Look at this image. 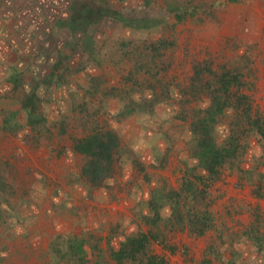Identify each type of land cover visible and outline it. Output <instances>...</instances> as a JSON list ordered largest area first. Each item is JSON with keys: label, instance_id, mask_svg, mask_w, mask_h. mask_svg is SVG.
<instances>
[{"label": "rangeland", "instance_id": "374dc122", "mask_svg": "<svg viewBox=\"0 0 264 264\" xmlns=\"http://www.w3.org/2000/svg\"><path fill=\"white\" fill-rule=\"evenodd\" d=\"M4 7L69 14L58 41L96 37L112 74L77 111L0 119V264H264V0Z\"/></svg>", "mask_w": 264, "mask_h": 264}, {"label": "crops", "instance_id": "0c3cea01", "mask_svg": "<svg viewBox=\"0 0 264 264\" xmlns=\"http://www.w3.org/2000/svg\"><path fill=\"white\" fill-rule=\"evenodd\" d=\"M3 11L0 8V119L48 117L59 109L62 112L59 105L77 111L68 104L71 97L96 95V87L107 79V71L109 76L112 74V64L102 63L98 56L96 37L93 47L85 46L84 36H68L65 44L58 41L60 33L71 30L67 24L69 14L30 10L32 16L25 22L27 31L22 27V11L14 14ZM72 52L80 56L73 58L69 55ZM100 100L95 108L110 114L116 109L110 103L119 102L118 98Z\"/></svg>", "mask_w": 264, "mask_h": 264}, {"label": "trees", "instance_id": "16d2710c", "mask_svg": "<svg viewBox=\"0 0 264 264\" xmlns=\"http://www.w3.org/2000/svg\"><path fill=\"white\" fill-rule=\"evenodd\" d=\"M9 8V5H8V7H7V9ZM27 8L28 7H26V8H24L23 10H18V9H14V10H11V13H16V12H25L26 10H27ZM6 7H4V11L3 12H6ZM7 13V12H6ZM23 30L25 29V30H28V25L24 22L23 23ZM105 138L104 136H102V135H98V134H96L94 137H91L89 140L88 139H86L83 143H84V145H87L88 146V148H89V150L90 151H93V149L94 148H101V149H105V150H108V149H111V147L109 148V143H110V141H109V143L107 144V143H105V141L103 140V138ZM109 137H111V136H109ZM102 138V139H101ZM114 142V141H113ZM80 149H83V147L82 146H78ZM87 148V147H86Z\"/></svg>", "mask_w": 264, "mask_h": 264}]
</instances>
